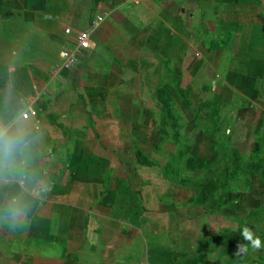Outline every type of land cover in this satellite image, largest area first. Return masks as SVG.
Masks as SVG:
<instances>
[{
	"label": "crops",
	"instance_id": "obj_1",
	"mask_svg": "<svg viewBox=\"0 0 264 264\" xmlns=\"http://www.w3.org/2000/svg\"><path fill=\"white\" fill-rule=\"evenodd\" d=\"M79 32L93 47L56 71ZM191 68L228 102L264 104V0H0V129L22 130L0 158V247L13 264H208L190 218L148 224L130 177L106 176L123 136L153 126L168 73Z\"/></svg>",
	"mask_w": 264,
	"mask_h": 264
},
{
	"label": "rangeland",
	"instance_id": "obj_2",
	"mask_svg": "<svg viewBox=\"0 0 264 264\" xmlns=\"http://www.w3.org/2000/svg\"><path fill=\"white\" fill-rule=\"evenodd\" d=\"M168 75L167 106L153 98V126L123 136L121 168L109 167L113 173L106 176L130 177L150 210L148 224L190 218L208 264H264V104L226 101V88H211L210 80L194 77L193 68L183 79L177 71ZM197 151L207 156L205 169L186 165ZM140 155L155 165H140ZM173 205L181 208L177 214L163 211ZM244 227L260 238V248L243 239ZM238 244L247 250L237 255ZM9 250L0 247V264L18 259ZM30 258L26 264H33Z\"/></svg>",
	"mask_w": 264,
	"mask_h": 264
},
{
	"label": "built area",
	"instance_id": "obj_3",
	"mask_svg": "<svg viewBox=\"0 0 264 264\" xmlns=\"http://www.w3.org/2000/svg\"><path fill=\"white\" fill-rule=\"evenodd\" d=\"M135 2H142L144 0H133ZM108 16L107 12L97 15V22L101 23ZM67 35L72 34L70 28L65 30ZM73 44L66 45L60 52V62L56 66V71L59 70H71L76 67L81 60L83 51L93 47V41L90 32H79L75 36ZM32 116H36L35 110H28L22 114L23 119H28Z\"/></svg>",
	"mask_w": 264,
	"mask_h": 264
},
{
	"label": "clouds",
	"instance_id": "obj_4",
	"mask_svg": "<svg viewBox=\"0 0 264 264\" xmlns=\"http://www.w3.org/2000/svg\"><path fill=\"white\" fill-rule=\"evenodd\" d=\"M21 137L22 130L19 128L16 130L0 129V158L4 161H10L17 148L22 144ZM241 235L245 241L250 242L252 248L258 249L261 247L260 238L254 236L247 227L241 230ZM246 250L245 245L238 244L235 254L238 255Z\"/></svg>",
	"mask_w": 264,
	"mask_h": 264
},
{
	"label": "trees",
	"instance_id": "obj_5",
	"mask_svg": "<svg viewBox=\"0 0 264 264\" xmlns=\"http://www.w3.org/2000/svg\"><path fill=\"white\" fill-rule=\"evenodd\" d=\"M167 90H165V92L161 95L162 100L167 101V97L170 96L166 93ZM163 101V106L166 102ZM165 106H167L165 104ZM209 144V143H208ZM139 154V153H138ZM138 163H140V165L144 166V167H152L155 165V163L148 159L147 156H142L140 155L139 159H138ZM207 164V156H205V154H202L200 152H196L193 154L192 157H190L187 162L186 165L188 168L191 169H205Z\"/></svg>",
	"mask_w": 264,
	"mask_h": 264
}]
</instances>
